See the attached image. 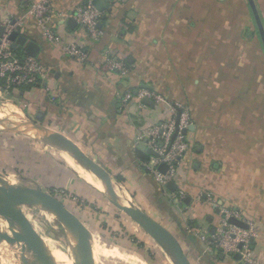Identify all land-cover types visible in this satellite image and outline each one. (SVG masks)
Masks as SVG:
<instances>
[{"label":"crops","instance_id":"obj_1","mask_svg":"<svg viewBox=\"0 0 264 264\" xmlns=\"http://www.w3.org/2000/svg\"><path fill=\"white\" fill-rule=\"evenodd\" d=\"M33 1L38 0H7L5 11L13 18L21 17ZM51 1L57 32L64 39L85 43L76 23L69 25V19L63 18L85 0ZM254 1L264 26V0ZM105 2L108 6L98 24L102 35L87 45L84 63L46 41L35 22L27 18L20 34L39 45L36 58L48 67L47 83L57 100L49 101L41 85L14 88L10 94L27 104L29 114L41 115L43 124L102 165L111 175L115 191L171 231L192 264H239L199 237L201 231L216 225L223 207L237 208L255 222L258 233L253 245L264 256V48L247 0ZM2 11L1 7L0 14ZM246 19L250 20L248 32L244 31ZM18 47L24 53V47ZM107 50L129 67L125 75L103 66L102 54ZM142 85L150 86L166 102L187 107L194 125L187 132L189 148L172 180L174 191L165 190L153 179L143 164L150 162L151 155L137 144L141 127L166 116V103L142 110L134 100L127 110L119 104V95L126 89ZM59 153L68 175L63 189L70 196L85 194L86 200L78 213L72 208L77 202L61 199L80 217L98 253L103 231L91 217L93 204L115 208L99 186L86 181L83 169L78 171L65 153ZM179 190L185 197L175 203L170 193ZM143 234L156 254L155 243ZM107 245L114 248L110 242ZM121 247L130 251L129 242ZM125 255L130 257V253ZM160 256L155 257L157 264H163V259L164 264H171ZM138 259L135 264L151 262V257L150 262Z\"/></svg>","mask_w":264,"mask_h":264},{"label":"built area","instance_id":"obj_2","mask_svg":"<svg viewBox=\"0 0 264 264\" xmlns=\"http://www.w3.org/2000/svg\"><path fill=\"white\" fill-rule=\"evenodd\" d=\"M7 0H0V27L3 33L0 35V91L6 86L32 88L42 86L49 101H56L57 94L53 87L47 83L49 69L36 57H19L12 47L9 34L13 31L21 33L25 28L27 18H31L39 27L43 38L60 47L62 52L79 63L88 59L87 45L96 42L102 35L98 26L101 21L102 12L96 9L90 0L84 5L76 6L72 11L64 13V19H74L77 25V32L85 36V43L79 39H64L58 32L54 23V13L51 0L33 1L23 16L13 18L5 11ZM103 66L109 70H118L125 75L129 67L108 50L102 54ZM144 99L152 101L153 105H166L165 117L152 125L141 127L137 137V144H144L146 148L157 153L156 157L151 156L150 162H144L153 179L166 190L168 182L172 181L176 174L179 160L189 148L187 133H183L191 125V117L187 107L174 105L166 102L164 97L152 88L142 86L126 89L119 95V104L122 109H128L134 100L138 109L142 110L147 106ZM22 103V107H27ZM179 111V112H178ZM178 115L177 124H175ZM175 134V136H174ZM166 164L165 172L158 170L159 164ZM175 203H180L185 197L182 190L170 193ZM230 218L245 223L246 228L234 225L229 222ZM258 233V227L251 219H246L241 210L233 207H223L215 225V233L212 240L208 239L207 230L199 233L200 240L209 243L211 248L223 255L233 256L238 253L241 264H264V256L253 245V239ZM238 262V263H239Z\"/></svg>","mask_w":264,"mask_h":264},{"label":"rangeland","instance_id":"obj_3","mask_svg":"<svg viewBox=\"0 0 264 264\" xmlns=\"http://www.w3.org/2000/svg\"><path fill=\"white\" fill-rule=\"evenodd\" d=\"M14 88L16 90L20 87L6 88L4 86L2 91H0V168H3L2 171L0 169V173H4L5 175L3 176L9 181H15L16 183L28 186L38 185L58 198L63 199V197H67V199L77 202L78 205H75V207L72 206V208L80 213L86 200L84 198L85 194H83L84 196H79L77 193H72L70 196V193L68 194L63 189L68 183V175L63 170V167H65L63 166L64 161L60 157V151L58 152L56 148L40 139L45 134L40 131L24 133L2 130L4 128L14 127L13 125L15 124L21 127L30 125L25 119V108L22 107L23 110H21L20 106L22 104L19 99L10 94ZM36 122L42 123V121ZM14 141H16L17 145H13L12 142ZM53 151L59 154H54ZM65 157L68 161L71 159L66 154ZM81 173H83L82 175L86 181L99 186L100 191L104 190L102 183L99 180H95L91 173L88 174L89 172L84 169ZM78 190L80 191V188ZM93 206L95 213L91 217L94 221H98L99 224L97 225H100L99 227L102 229L103 235L100 233L102 249L98 253L96 246H91L92 264H101L99 260H103L106 264H135L138 262L139 257L145 258L149 262V257H151L150 264H157L154 261L156 259L155 257L161 255V260L166 257L164 254H161L160 248L153 243L156 247V254L154 253L149 240L144 239V236L142 238L141 233L143 234V231L140 230L137 224L128 220V217L124 213H121L116 208L113 210L107 204L98 205L96 202ZM15 208L20 221L24 223L26 230L33 235V239L44 250L52 251L54 254L60 256V260L56 256H53L52 264H67L66 255L71 254L69 252L70 244L67 238L69 231H66L49 212L38 206L18 201ZM2 209H4V206ZM105 216L108 217L106 221H104ZM2 233H8L10 235L7 222L0 212V235ZM143 235L148 239L145 233ZM105 236L109 237L106 241L104 240ZM11 241L15 244L16 251H13L11 248ZM107 241L112 244L111 247H114L113 249L109 248L110 246L107 245ZM1 242L6 248L0 245V264H23L21 255H18L21 251L14 240L3 238ZM128 242V249L130 251L121 247V245ZM132 246L133 248H130ZM143 250L145 251L143 252ZM145 252H148V254H144ZM129 253L130 257H126L125 254L128 255ZM123 256H125V260H123ZM162 263H165L164 259Z\"/></svg>","mask_w":264,"mask_h":264},{"label":"water","instance_id":"obj_4","mask_svg":"<svg viewBox=\"0 0 264 264\" xmlns=\"http://www.w3.org/2000/svg\"><path fill=\"white\" fill-rule=\"evenodd\" d=\"M91 4L98 9L100 12L105 11L107 8V3L105 0H90ZM250 10L255 21L259 37L264 48V26L258 12L257 6L254 0H247ZM74 19H69L68 24H75ZM3 33V28L0 27V35ZM9 39L12 41L11 47L17 49L18 46L24 47L25 55L36 57L39 52V45L33 41H28L27 38L18 33L11 32L9 34ZM142 87L151 88L148 85H142ZM143 102L149 106H153L152 101L144 99ZM23 110V109H22ZM179 112V111H178ZM26 122L29 126L21 127L18 124L13 125L14 127L4 128L2 130L10 132H35L40 131L45 135L40 137L41 140L45 141L46 144H50L56 148L61 153H66L70 156L76 164H78L85 171L93 174L103 185V191L101 193L106 198V200L121 213H124L131 221H133L139 228L158 246L161 248L163 253L169 259L171 264H192L187 254L182 249L179 241L174 236V234L165 228L160 222L155 220L147 212L141 209L139 206L135 205L130 198H123L115 191L114 183L109 172L100 165L97 161L93 160L86 153H84L77 145L72 141L64 137L57 130L46 126L45 124L36 122L41 121V115L36 114L33 117L27 111L24 112ZM178 115L175 121L177 124ZM194 125L191 124L187 129L183 130V133L192 131ZM175 136V134H174ZM139 149L146 151L149 155L156 157L157 153L151 149L145 147L144 144H139ZM167 166L166 164H159L158 170L165 172ZM4 173H0V209H2V214L8 216L9 221H7V228L10 232L2 233L0 235V241L5 239H13L24 241L25 235L21 232L18 226H25L23 222L20 221L15 205L18 201L27 202L35 206H42V209L46 210L51 214L56 220L61 224V226L69 231L76 240V250L72 256L71 264H92V249L89 240L88 232L86 227L80 217L69 208L62 199L56 197L55 195L44 190L42 187L28 186L24 184L16 183L15 181H9L6 179ZM166 187L172 191L175 190L176 184L173 181L167 183ZM39 207V206H38ZM41 208V207H40ZM229 222L246 228L245 223L235 218H230ZM29 232V231H28ZM30 233V232H29ZM208 239L212 240V235L215 233V225L211 226L208 231ZM31 235V233H30ZM32 237V235H31ZM33 238V237H32ZM34 240V239H33ZM35 241V240H34ZM36 244L25 242L21 246V257H24V250L33 246L35 250L42 248L38 242ZM43 249V248H42ZM45 259L37 260L40 264H52L53 260L50 256L49 251L44 250ZM233 259L239 260L240 255L238 253L233 254ZM239 262V261H238ZM239 264H241L239 262Z\"/></svg>","mask_w":264,"mask_h":264},{"label":"bare ground","instance_id":"obj_5","mask_svg":"<svg viewBox=\"0 0 264 264\" xmlns=\"http://www.w3.org/2000/svg\"><path fill=\"white\" fill-rule=\"evenodd\" d=\"M8 108V107H7ZM9 109V108H8ZM3 111V110H2ZM6 111V110H5ZM6 113V112H5ZM5 115V114H4ZM19 115V114H18ZM11 116V115H10ZM15 118V117H14ZM12 119V118H11ZM6 121V120H5ZM1 123V122H0ZM66 154V153H65ZM67 155V154H66ZM68 156V155H67ZM70 157V156H69ZM71 158V157H70ZM69 162H70V164H71V166L72 167H74L75 169H77L78 171H80L81 172V170H82V168L78 165V164H76V163H74L75 161L71 158L70 160H69ZM79 172V173H80ZM39 207H41L42 208V206H40V205H38ZM5 207V206H4ZM0 212H1V214H2V209H0ZM3 215V214H2ZM3 217H4V219L6 220V222L7 221H9V218H8V216H5V215H3ZM17 228H19L20 230H21V232L23 233V235H25V239H24V241H19V240H14V242L16 243V245L19 247V249H20V251H21V246L23 245V243H25V242H29V243H33V244H36L35 243V241L33 240V238L31 237V235H30V233L26 230V227L25 226H18L17 225ZM29 228V227H28ZM34 234V233H33ZM33 236V235H32ZM35 238V237H34ZM68 242H69V244H70V247H69V252L71 253V254H69V252H68V254L69 255H66V260H67V264H71V262H72V255H74V252H75V250H76V240H75V238H74V236L69 232V234H68ZM38 239V238H37ZM0 245L1 246H3L2 245V242L0 241ZM11 248L13 249V251H16V247H15V244L11 241ZM4 248H6L5 246H3ZM10 248V249H11ZM47 249V248H46ZM9 253V252H8ZM11 253V252H10ZM49 253H50V256L53 258V256H56L57 257V259H59L60 260V256L58 255V254H54V252H52V251H49ZM21 255V252L20 253H18V255ZM23 254H24V257L22 256H20L21 257V261L23 262V264H40L37 260H39V259H45L44 257H45V253H44V251H43V249L42 248H40V249H38V250H35V248L33 247V246H31L30 248H28V249H25L24 250V252H23ZM2 259V258H1ZM15 262V261H14ZM12 264V263H11Z\"/></svg>","mask_w":264,"mask_h":264},{"label":"trees","instance_id":"obj_6","mask_svg":"<svg viewBox=\"0 0 264 264\" xmlns=\"http://www.w3.org/2000/svg\"><path fill=\"white\" fill-rule=\"evenodd\" d=\"M87 2V0H85L81 5H84L85 3ZM101 19H102V16H101ZM249 22H250V20L249 19H246V24L244 25L245 26V30L244 31H246V32H248V30H249V28H250V26H249ZM248 42V41H247ZM14 52L19 56V57H24V56H26L23 52H22V50H21V48H17V49H15L14 50ZM40 61V60H39ZM41 62V61H40ZM43 65H44V63H42ZM263 74H264V70H263V72H262ZM22 88H23V86H22ZM61 199V198H60ZM220 253V252H219ZM225 256H227V255H225ZM227 257H229V258H231V256H227ZM233 260V259H232ZM233 262L235 263V260H233Z\"/></svg>","mask_w":264,"mask_h":264}]
</instances>
